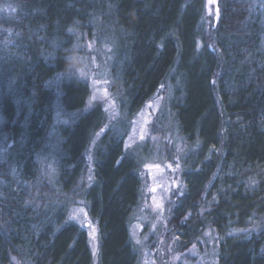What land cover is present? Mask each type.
<instances>
[{
	"label": "trees",
	"instance_id": "16d2710c",
	"mask_svg": "<svg viewBox=\"0 0 264 264\" xmlns=\"http://www.w3.org/2000/svg\"><path fill=\"white\" fill-rule=\"evenodd\" d=\"M11 3L16 15L0 18V133L9 148L0 161V264L138 263L130 229L142 161L125 136L167 89L190 149L170 219L175 245L189 248L210 227L217 264H264V17L255 0H220L208 30L206 0ZM94 41L110 44L120 113L97 139L107 113L99 101L88 106L90 85L67 76L54 83L75 46ZM48 155L52 183L41 176ZM51 189L58 197H47ZM72 198L86 201L97 225V260L86 230L68 219Z\"/></svg>",
	"mask_w": 264,
	"mask_h": 264
},
{
	"label": "rangeland",
	"instance_id": "374dc122",
	"mask_svg": "<svg viewBox=\"0 0 264 264\" xmlns=\"http://www.w3.org/2000/svg\"><path fill=\"white\" fill-rule=\"evenodd\" d=\"M255 5L260 6L264 17V0H255ZM206 7L204 26L208 30L219 22L222 12L220 0H206ZM16 13L17 7H14L11 0L0 2V18L3 22L12 20ZM110 51V44L107 42L102 47L98 46L96 41L78 43L70 57L67 71L61 78L57 76L54 80L57 84L67 76L68 79L75 78L90 85L88 106L99 101L107 113V124L96 139L110 130L111 126L114 128L120 118L118 104L111 91ZM168 101L169 89L167 92L163 90L148 101L129 121V131L125 136L126 149H133L142 161L140 172L144 181L142 200L130 229L131 239L138 254L137 264H217L219 238L210 227L193 245L183 251L178 250L174 235L170 232L171 213L184 192L183 162L190 149L179 132ZM8 150L6 139L0 133V161L6 157ZM41 162L42 178L52 183L55 169L53 155H50V158L49 155L42 157ZM91 164L85 178L83 177L85 181L92 179ZM10 173L15 175L13 168H10ZM83 185L81 183V188ZM40 187L38 183L36 191H39ZM50 194L57 195L53 189L49 191L48 198ZM72 200L75 201L68 206V219L86 230L95 256L98 247L97 225L89 215L86 201L81 198ZM61 201L60 204L64 206L62 198ZM240 233L248 235L250 232ZM95 258L97 260L96 256Z\"/></svg>",
	"mask_w": 264,
	"mask_h": 264
},
{
	"label": "clouds",
	"instance_id": "9594fccd",
	"mask_svg": "<svg viewBox=\"0 0 264 264\" xmlns=\"http://www.w3.org/2000/svg\"><path fill=\"white\" fill-rule=\"evenodd\" d=\"M66 58H67V60L69 62L68 66H70V58L69 57H66Z\"/></svg>",
	"mask_w": 264,
	"mask_h": 264
}]
</instances>
